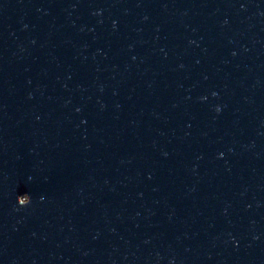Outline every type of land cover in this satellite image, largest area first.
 Masks as SVG:
<instances>
[{
	"label": "water",
	"instance_id": "95a60500",
	"mask_svg": "<svg viewBox=\"0 0 264 264\" xmlns=\"http://www.w3.org/2000/svg\"><path fill=\"white\" fill-rule=\"evenodd\" d=\"M0 264H264V0H0Z\"/></svg>",
	"mask_w": 264,
	"mask_h": 264
},
{
	"label": "clouds",
	"instance_id": "9594fccd",
	"mask_svg": "<svg viewBox=\"0 0 264 264\" xmlns=\"http://www.w3.org/2000/svg\"><path fill=\"white\" fill-rule=\"evenodd\" d=\"M30 199L31 198H29V199H27L26 201H25V203L24 204H27V203H29L30 202ZM17 200H18V202H19V199L17 198ZM20 204V203H19ZM24 204H21V205H24Z\"/></svg>",
	"mask_w": 264,
	"mask_h": 264
}]
</instances>
